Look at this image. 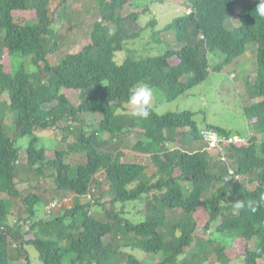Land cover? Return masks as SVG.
<instances>
[{
    "label": "trees",
    "instance_id": "16d2710c",
    "mask_svg": "<svg viewBox=\"0 0 264 264\" xmlns=\"http://www.w3.org/2000/svg\"><path fill=\"white\" fill-rule=\"evenodd\" d=\"M145 1L142 13L124 16L127 0H98L101 20L90 41L56 61L61 46L56 25L70 0H0V105L5 97L14 116L10 136L0 107V194L19 198L28 215L15 218L12 200L0 197V264H35L28 248L42 264L65 259L114 264L119 256L125 264H146L155 257L154 264H188V256L197 257L192 251L213 235L238 246L219 254L222 264L264 259V18L255 12L259 0H182L190 14L171 18L162 29L153 16L145 27L139 20L169 0ZM148 30L143 50L128 48ZM170 31L180 48L164 41ZM250 45L257 47L256 69L242 73L241 81L252 101H262L243 107L247 134L212 124L204 128L226 139L245 138L244 143L211 148L190 111L159 115L151 107L147 119L131 116L127 99L139 83L175 101L219 74L227 77L222 89L230 91L240 72L227 75L224 69ZM163 46L167 50L160 55ZM14 56L31 58L37 71L13 69ZM58 130L65 132L62 145L68 135L77 136L79 150L71 151L86 156L78 169L67 163L69 151L47 157L42 135ZM131 134L136 135L134 152L148 157L147 163L127 162L118 151L115 140ZM24 139L28 147L22 158L18 143ZM22 159L27 165L22 172L43 177L51 169L55 192L72 195L48 213L55 217H38L36 205L43 199L29 189L39 182L18 177ZM24 183L27 194L19 187ZM98 209L104 220L95 215ZM133 210L136 215L130 217ZM137 250L146 258H137Z\"/></svg>",
    "mask_w": 264,
    "mask_h": 264
},
{
    "label": "rangeland",
    "instance_id": "374dc122",
    "mask_svg": "<svg viewBox=\"0 0 264 264\" xmlns=\"http://www.w3.org/2000/svg\"><path fill=\"white\" fill-rule=\"evenodd\" d=\"M145 0H127L126 6L123 9V15L127 16L136 11L139 13L145 9ZM240 6L236 9V14L240 12ZM152 15L147 16V14H142L141 19L139 20V24L142 27H145L147 22L152 18L157 19L160 29L165 27L170 21L171 18L177 17L183 14H190V9L188 5L182 0H169V2L164 3V5L153 6ZM26 18H30L33 16L32 13L24 14ZM19 19V18H18ZM101 20V14L99 13L98 8V0H70L69 10L64 15L63 19H59L57 21L56 29L59 34V41L61 43L60 50L58 54L55 56V60L58 61L67 56V54L72 52H77L82 49L87 42L90 41L92 31L94 29V25L97 21ZM0 35L2 31H0ZM165 36L164 41L171 45L173 48H180L177 46L176 35L174 32L170 31L168 33H164ZM150 39V30L144 32L143 37L140 40H137L136 43H129V49L143 50L144 42L142 40ZM1 42V40H0ZM163 46L162 53L164 54L167 49ZM120 53L117 56V60H120L122 56L127 54ZM257 47L255 45H250L248 47V51L240 57L239 62L236 63L234 61V66L225 68V73L227 75L231 71L238 70L239 78L236 82V86H231L230 91L222 89V83L224 80H227V77H221L219 74H213L206 83L199 87L193 88L186 96L179 98L175 101L166 100L165 96L158 90L154 89V97L152 101L151 107L159 114L165 115L169 112H179V111H190L195 114V120L199 123V127L206 128L207 125L218 126L221 128H225L228 131L246 133L245 129V115L243 113V107L247 104H251L253 101L250 100L245 91V86L243 81H241L242 73L250 74L252 69H256L253 67L256 65L257 61ZM155 54V51H154ZM12 68L15 70L20 69L21 67H25V69L29 73H34L37 71V68L34 66L31 58H23L19 56H14L11 58ZM244 69V70H242ZM250 72V73H249ZM235 81V80H234ZM0 107L4 109L5 112V123H6V132L8 135H13V120L14 116L11 111L8 110V107L5 106L6 98L3 97L1 100ZM132 111V109H131ZM65 126V125H64ZM205 130V129H204ZM65 136L64 131H51L46 132L42 135V146H45L48 149L47 157L49 159L55 158V151L59 149H63V151H69L66 157L67 163H69L74 169H78L80 166L84 165L86 162V156L82 151H71L74 147L77 148L78 138L73 133L67 136V140L63 143V139ZM136 135H120L116 140L115 144L118 148V151L123 153L124 160L131 163H147L149 161L148 157L143 158L141 155L134 152V145L136 143ZM18 146L22 148L23 156L25 157V151L28 147L27 139L20 140ZM24 168H27L26 160L22 159L21 165L19 167L18 177L23 180L33 181L34 183L39 182V185L36 189L30 188V192L36 193L40 195L43 199L42 202L36 205V210L38 213V217L44 218L46 220L51 219V217H55L57 214L49 216L47 211L50 203L53 200L60 201L63 203L64 199L67 197L68 201H71L72 195L65 194L61 192H55V184L54 179L52 177V170L45 169L44 176L38 177L35 173H25L22 172ZM105 181V180H104ZM20 189L23 193H26L29 187V184H20ZM104 191H108L109 185L104 184ZM28 190V191H29ZM100 191V188H99ZM98 193V192H97ZM27 194V193H26ZM2 198H9L7 195L0 194ZM12 200V213L15 218H21L25 216L28 219V215L25 213L24 206L21 204V200L19 198H9ZM67 201V202H68ZM66 207H69L67 204ZM101 209H98L95 212L96 216H99L100 219L104 220V216L100 214ZM136 215V211H132L130 213V217ZM31 224V223H30ZM29 224V225H30ZM208 238V237H207ZM216 239V236H211V242H206L204 245L199 244L192 252L197 255L195 260H192L191 257H187L188 264H222L224 260L219 259V254L224 252L226 248H234V250L238 249V246L234 244L233 239L224 238V239ZM125 241V240H124ZM236 247V248H235ZM31 248H28L30 255L34 258L32 262L35 264H42L39 261L38 253ZM130 251V249H125ZM230 252V256H234L235 253ZM25 252H23V257L20 261L22 263L25 258ZM137 258L145 259L146 254L139 250L133 253ZM146 264H154L157 258H149L146 259ZM63 264H69V260L65 259ZM114 264H125V257L119 256L114 260ZM234 264H240V261H236ZM260 264H264V259L260 261Z\"/></svg>",
    "mask_w": 264,
    "mask_h": 264
},
{
    "label": "clouds",
    "instance_id": "9594fccd",
    "mask_svg": "<svg viewBox=\"0 0 264 264\" xmlns=\"http://www.w3.org/2000/svg\"><path fill=\"white\" fill-rule=\"evenodd\" d=\"M255 12L259 17L264 18V0H259ZM237 61L240 63L239 60ZM153 97L154 89L149 85L143 83L134 85L127 99V105L132 109L131 116L147 119L150 116ZM237 206H240L239 202Z\"/></svg>",
    "mask_w": 264,
    "mask_h": 264
},
{
    "label": "built area",
    "instance_id": "2783aa9c",
    "mask_svg": "<svg viewBox=\"0 0 264 264\" xmlns=\"http://www.w3.org/2000/svg\"><path fill=\"white\" fill-rule=\"evenodd\" d=\"M203 134L206 138V141L210 144L211 148H221L222 149L224 144H232L233 139H242V137H239V136H232L226 139L220 136V134L215 130H204ZM88 198L92 199V195L89 194ZM50 206H51V210H54V211L61 207V205L59 204V201L57 200H53L50 203Z\"/></svg>",
    "mask_w": 264,
    "mask_h": 264
},
{
    "label": "bare ground",
    "instance_id": "6f19581e",
    "mask_svg": "<svg viewBox=\"0 0 264 264\" xmlns=\"http://www.w3.org/2000/svg\"><path fill=\"white\" fill-rule=\"evenodd\" d=\"M245 141H246L245 138H242V139H233L232 140V144L235 143V142H238V143L243 142L244 143ZM53 212H54V210H51V206H49L47 213H49V215H50Z\"/></svg>",
    "mask_w": 264,
    "mask_h": 264
},
{
    "label": "crops",
    "instance_id": "0c3cea01",
    "mask_svg": "<svg viewBox=\"0 0 264 264\" xmlns=\"http://www.w3.org/2000/svg\"><path fill=\"white\" fill-rule=\"evenodd\" d=\"M236 63H238V61H237ZM250 100H251V99H250ZM260 101H262V99L255 100V101H253L251 104H247L245 107L250 106V105H252L253 103H258V102H260Z\"/></svg>",
    "mask_w": 264,
    "mask_h": 264
}]
</instances>
